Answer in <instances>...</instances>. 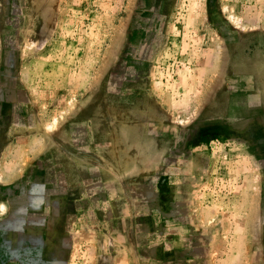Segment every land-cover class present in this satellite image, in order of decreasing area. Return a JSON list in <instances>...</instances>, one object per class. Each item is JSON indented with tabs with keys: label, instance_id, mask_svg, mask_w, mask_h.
I'll return each mask as SVG.
<instances>
[{
	"label": "rangeland",
	"instance_id": "1",
	"mask_svg": "<svg viewBox=\"0 0 264 264\" xmlns=\"http://www.w3.org/2000/svg\"><path fill=\"white\" fill-rule=\"evenodd\" d=\"M0 264H264V0H0Z\"/></svg>",
	"mask_w": 264,
	"mask_h": 264
}]
</instances>
